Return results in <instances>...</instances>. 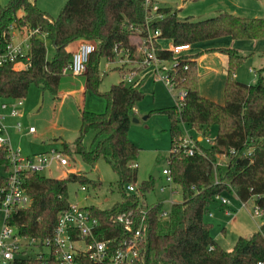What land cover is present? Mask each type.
I'll return each instance as SVG.
<instances>
[{
  "label": "trees",
  "instance_id": "trees-1",
  "mask_svg": "<svg viewBox=\"0 0 264 264\" xmlns=\"http://www.w3.org/2000/svg\"><path fill=\"white\" fill-rule=\"evenodd\" d=\"M152 1V0H151ZM144 0H67L53 17L40 10L35 0H7L0 3V38L5 43L7 26L14 23L19 29L39 28L47 33L31 38V64L25 69H13L10 64L0 67V98H24L31 85L57 96L62 68L72 53L67 47L77 39L95 43L85 72V85L92 93L103 97V112L80 109V127L71 146L62 143L64 154H78L93 165L100 157L106 159L118 177L121 200L110 208L83 207L101 223L100 238L120 237L122 227L116 216L130 213L134 217L145 212L146 230L140 244V256L135 264H258L264 262V216L258 231L248 237L239 236L230 251L224 250L211 235L212 224L203 217L213 197L223 191L234 193L241 202L256 197L255 203L264 208V76L255 84H245L233 78L234 71L245 57L235 49L218 51L229 58L222 104L204 98L198 88V55L175 57L169 49L156 44V56L175 62L168 72L175 88L185 95L177 104L151 110L149 114H163L170 122V152L167 167L174 184L181 191V201L168 208L166 218L163 202L148 205L141 196L152 191L155 178L138 182L134 163L140 148L128 137L135 104L144 93L142 81L126 84L121 80L101 92L99 90V62L114 57V48L127 49L130 57H137V42L147 28L159 30L158 39L170 40L173 45L195 44L208 39L230 36L233 39H264V17H243L222 11L214 17L193 20L179 16L174 7L157 8L151 18ZM3 33L5 36L3 37ZM134 71V70H133ZM137 71V70H135ZM202 131L216 126L213 142L201 152L185 156L176 151L183 136V126ZM94 132L90 147L83 145L84 136ZM227 163H219V157ZM0 168L10 169L6 147H0ZM6 177L0 175V186ZM79 182L97 186L82 173H68L62 178L41 173L22 174V186L30 198L23 209L11 211L6 219L21 235L39 240L51 238L58 214L68 209V184ZM135 184L136 192L128 193L126 186ZM37 260L16 258L12 264H36Z\"/></svg>",
  "mask_w": 264,
  "mask_h": 264
},
{
  "label": "rangeland",
  "instance_id": "rangeland-1",
  "mask_svg": "<svg viewBox=\"0 0 264 264\" xmlns=\"http://www.w3.org/2000/svg\"><path fill=\"white\" fill-rule=\"evenodd\" d=\"M66 1L67 0H36V4L38 8L55 17ZM229 1L230 0H226L228 3ZM237 1L242 5L252 6L262 4L263 0ZM0 2L5 3L6 0H0ZM201 2L202 1L200 0H152V5L162 8L178 7L185 3V6L179 9V16H190L193 20L207 19L214 17L217 14L218 10L215 12H211L210 9L206 10L202 7ZM237 16H239V14H237ZM242 16L247 15L243 14ZM157 40H155V45L159 44L161 46L163 39ZM93 44L95 45V43ZM137 55L138 52L135 56ZM132 58L133 59H125V57H122V60H124L123 62L113 60L109 63L108 67H105L106 59L100 60L99 76L102 78V81L99 85V90L101 92L106 91L111 83H117L121 80L125 81L126 84L141 80L143 86L147 77L155 75V71H151L153 70L151 66L139 69L138 56ZM244 64H246V61L243 65ZM248 67L249 66H247V70ZM250 67H253V65ZM134 69L139 70L131 80H128L127 77L129 78L130 76L129 72H132ZM149 69L151 73H146L145 70ZM246 73L249 74L248 71ZM253 74L258 75V71L255 70ZM63 77L68 78L71 76L63 75L62 78ZM256 82H254V84ZM165 92L170 97L171 95L174 96L173 102L175 105L180 89L175 88L169 92L165 85ZM95 95L103 98L97 94ZM75 99H77L75 95H70L68 98H59L46 91H42L35 85H31L26 96L22 98V106L17 108L19 116H15L14 118L7 117L3 120L6 130L4 135L8 138V146L14 152H19L23 157H31L34 154L48 151L51 147L61 150L63 148V142L71 146V143L78 136L80 127V112L77 111L80 104L75 101ZM151 101V94H144L143 98L137 103L142 102L143 105L148 107ZM140 117L141 116H138L139 122L136 123L131 121L130 125L132 135L133 133H136L137 138H141V143L139 145L134 142L139 146L140 151H142L141 159H139L141 161L137 158L134 162L137 165V180L138 182H141L148 179L149 176L155 178L154 189L145 193L144 196H141V200H144L148 205L163 202L165 209H168L172 203L181 201V191L179 186L173 182H167L165 180L166 176L162 173V170L167 168L166 158L170 152V135L167 130H161L162 124L160 123V120L156 122L151 121L149 123L148 120H142ZM152 117L167 119L163 114H154ZM133 118H135L134 115ZM17 124H19V129L17 128ZM145 126H148V128ZM30 128H33V132L29 131ZM202 131L192 129L188 125L184 126V134L191 136L193 140H197L200 135H203ZM216 132V126H210L206 132L205 139L200 142L201 145L204 147L209 146L210 143H208L206 139L213 141ZM93 137L94 132H88L83 138V145L85 147H90ZM129 139L132 141L130 137ZM153 149H160L159 154L157 155L154 153L155 150L153 151ZM65 157L68 160V165H54L50 169L42 171L41 174L47 177L62 178L71 172L82 173L90 180L100 182L97 186H92L90 183H87L85 190H81L82 184L79 182H70L68 184V201L70 204H78L81 207L97 206L102 209H107L121 200L117 174L113 171L111 165L106 159L100 157L93 165H91L84 162L81 156L75 153L65 154ZM227 160L228 159L225 156L219 157V163L221 164H226ZM7 173L8 171L5 172L0 168V175L6 177ZM162 187L164 188V191H161ZM127 192L130 193L128 190ZM221 196L230 201L231 204L229 207H233L231 212L228 214L226 213L224 217H221L224 210H216V207L214 206L218 205V202H212L208 208L209 212L204 214L203 219L212 224L211 235L213 238L219 242L224 250L230 251L239 236L248 237L258 231L262 223L264 211L260 217L254 214L253 208L256 205V197L249 199L246 204L243 205L233 192L230 193L228 191H223ZM219 212H221L220 216ZM4 219L5 213L0 210V230L3 227Z\"/></svg>",
  "mask_w": 264,
  "mask_h": 264
},
{
  "label": "built area",
  "instance_id": "built-area-1",
  "mask_svg": "<svg viewBox=\"0 0 264 264\" xmlns=\"http://www.w3.org/2000/svg\"><path fill=\"white\" fill-rule=\"evenodd\" d=\"M144 7L149 15L147 22L151 18H160L155 14L157 6L152 5L151 0H144ZM7 35L5 43L0 38V67L10 64L13 69H25L31 64V38L40 36L46 40L47 33L39 28L19 29L11 23L7 26ZM159 30H150L140 36L136 48L138 52L139 68L147 66L152 67L155 76L162 80L168 90L175 89L174 83L170 80L168 72L175 65V62H167L156 56L155 40L158 39ZM158 41V40H157ZM94 42L81 39L77 49L72 53L70 61L62 68V75L78 76L84 74L87 69L91 54L95 51ZM172 54L177 57L185 55L190 49V44L171 45L168 48ZM114 57L106 59L107 66L113 60L123 62L130 57L127 49L114 48ZM135 69L129 72L127 77L131 80L136 75ZM185 92L180 89L176 99L177 106H181V101ZM22 98H0V147H6L9 154L10 169L6 175L5 185L0 186V210L5 213V219L0 230V264H5L16 258H25L28 260H37L36 264H135L140 256V244L144 239L146 230L145 212L139 216H133L130 213H120L116 216L117 223L122 227L123 234L120 237L100 238L101 223L92 216L87 210L78 204H70L68 209L58 214L57 223L51 238L39 240L35 237L21 235L15 226L9 225L6 219L11 211L23 209L29 206L30 198L25 193L22 186V174L41 173L50 169L52 166H66L68 160L65 154L56 148H50L48 151L34 154L31 157H23L19 152L11 150L8 146V138L5 137V126L3 120L7 117L14 118L19 116L18 107L22 106ZM19 129V124H17ZM33 132V128L29 129ZM205 139V135H201ZM208 143H212L206 139ZM181 151L185 156H191L195 152H201L196 140L191 136L184 134L176 147V151ZM166 176L167 182H173L170 169L167 167L162 170ZM81 186V190H85ZM126 190L134 193L137 190L135 184L126 186ZM164 191V188H161ZM213 202H218L224 207L230 206V201L220 194L213 197ZM246 204V202H242ZM254 214L260 217L264 211L259 205H255ZM169 210L165 209L161 213L162 218L168 216ZM258 264H264L259 262Z\"/></svg>",
  "mask_w": 264,
  "mask_h": 264
},
{
  "label": "crops",
  "instance_id": "crops-1",
  "mask_svg": "<svg viewBox=\"0 0 264 264\" xmlns=\"http://www.w3.org/2000/svg\"><path fill=\"white\" fill-rule=\"evenodd\" d=\"M200 1H202L201 2L202 7H204L206 10L210 9L211 12H215L216 10H218L217 13H219L222 12V10H226V12H230L234 15L237 14H239V16H242L243 14L247 15L243 17H255V18L264 17V0L262 1V4L252 5V6L242 5L237 0H233V1L230 0L231 2L229 1V3L226 2V0H200ZM184 6L185 3L174 8L181 9ZM80 40L81 39H77L72 43H70L67 47L68 51L73 53L77 49ZM171 45L172 42L170 40H162V45H161L162 48L168 49ZM222 48L235 49L239 55L245 57L244 62L246 61V64L243 65L244 63L243 62L239 66L238 70L236 72L234 71L233 73V78L236 81L242 83L247 82L248 84H254V82L258 80V77L260 75L264 76V39H233L230 36H224L218 38L216 37L214 39L212 38L211 40L208 39L195 44H190V49L188 52L185 53V55H198L196 62H197L199 92L204 98L219 104H222L224 101V86L227 79V70L229 65L228 56L225 53L218 51L219 49ZM252 65L253 67H250ZM247 66H249L248 70H247ZM105 67H108L106 61H105ZM255 70L258 71V75L253 74ZM151 71L150 69L145 70L146 73H151ZM247 71L249 72V74L246 73ZM84 74L78 76H71L68 78H64L65 77L64 76L63 78H61L58 86L57 96L59 98L61 97L68 98L70 97V95H75L77 97L75 101H77L80 104V107L78 105L79 109L77 111H80V109L84 108L89 111L101 113L106 108L105 101L103 98L96 96L94 93H92L90 90L86 88ZM99 79L101 82L102 78L100 76ZM142 91L145 95L151 94L152 101L150 105H148V107L146 105H143L142 102L135 104L133 109V114L137 120L136 123L139 122L138 116H141L140 118L142 120L145 121L148 120L149 123L151 121L156 122L160 120V123L162 124L161 130L162 131L167 130L169 133V126H170L169 119L153 118L152 115H154V113L152 114L149 113L151 110L154 109L173 106L174 96L171 95L170 97L165 92V85L163 84L162 80L158 79L155 75L146 78V81L142 86ZM146 128H148V126ZM129 137L132 139L133 142H136L138 145L141 143V138L140 137L137 138L136 133L135 134L133 133L132 135L131 127L129 131ZM197 141L202 142L201 135L197 138ZM154 150L155 149H153V151ZM141 152L142 151L139 152L138 160L141 159ZM159 152L160 149H156L154 151V153H156L157 155L159 154ZM138 167H139V162H138ZM214 207H216V210L218 209L219 211L224 210L223 215L221 214V217H224L226 213L227 214L230 213L231 210L233 209L232 206L231 208L224 207L219 203ZM220 213L221 212H219V216ZM204 221L210 223L206 220ZM216 242L219 244L217 240ZM5 264H11V263L7 262Z\"/></svg>",
  "mask_w": 264,
  "mask_h": 264
},
{
  "label": "water",
  "instance_id": "water-1",
  "mask_svg": "<svg viewBox=\"0 0 264 264\" xmlns=\"http://www.w3.org/2000/svg\"><path fill=\"white\" fill-rule=\"evenodd\" d=\"M132 121H133V122H136L137 120H136V118H132Z\"/></svg>",
  "mask_w": 264,
  "mask_h": 264
}]
</instances>
